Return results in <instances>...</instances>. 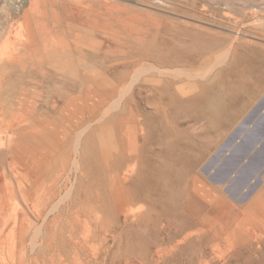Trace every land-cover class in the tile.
<instances>
[{"label": "rangeland", "instance_id": "374dc122", "mask_svg": "<svg viewBox=\"0 0 264 264\" xmlns=\"http://www.w3.org/2000/svg\"><path fill=\"white\" fill-rule=\"evenodd\" d=\"M5 1L0 0V5L5 3L0 6V43L6 37L7 47L12 49L21 46L25 39L22 33L26 30L24 26V28L21 26V32L19 30L22 13H19L20 16L9 15L7 11L10 0ZM13 1H16L15 4H23L24 10L28 9L29 0H11L10 4ZM37 8L38 12L32 15V20L35 21L32 22L39 27L41 23H47L48 28H51L50 31L65 38L69 35L85 34L95 37L99 40V44L103 39L102 35H106L111 56V70L107 75L106 86L109 85L110 89L115 86L116 97L131 100V105L137 110L142 108L158 117H162L163 114L155 110V100L150 99L152 101L150 104L145 103L146 97L153 98L150 93L151 87H157L161 82L164 84L165 81L167 83L168 80H175L174 88L179 89V86H182L184 90H188L190 85L198 86V81L195 82L196 78L192 77L181 79L173 77L178 78L176 80L172 76L160 74L157 72L158 68L149 70V66L159 65L161 69L171 70L186 69L192 66L191 58L196 51L200 53V65L203 66L210 67L213 62L220 59L228 60V63L222 65L221 75L220 73L215 75V80H210L208 85L219 81L221 96L226 101L232 96L233 89H236V83L241 81L242 84L237 83V85L241 84L237 86L239 91L241 90L237 102L240 110L237 111L232 124L213 128L203 139L208 151L203 154L201 162L191 175L200 177L210 189L221 196L224 207L230 206L236 212L234 213L233 210L232 221L224 224L219 239L208 237L200 243L196 236L197 227L187 230L191 233V237L187 239H184L185 232L171 240L164 239V230L159 222L155 223V218L160 213L163 214L162 218L166 219V223H170L173 228L179 225L180 218L168 211L172 206H179V197L176 196L181 194L178 191L179 187L175 186L171 189V193L174 194L172 196L155 193L151 195L152 199L141 198L128 206H121V209L128 210L127 220L118 221L116 215L109 210L108 205L111 206L109 193H105L104 188L101 187L105 179L96 165L93 175L87 174V160L83 163L84 167L81 163L85 173L79 172V187L76 193L61 203L58 200L61 196H56L59 192L57 183L61 185L68 183V175L71 173L68 163L72 160L78 144L75 140L78 138V133L74 131V127L62 128V140L57 144L52 155L43 156L39 151L38 143L21 139L20 152L15 158L16 167L11 169L7 164L5 173L0 171V210L7 218L4 227L2 226L4 235L2 234L1 237L0 264H264V221L258 227H252L250 223L242 221L235 225L237 212L250 214L251 211L253 212L254 199L264 200V165L256 172L255 177L241 186L231 181L233 178L231 173L225 180L215 178L220 163L226 160H223L226 152L229 154L231 150L224 148L225 143L231 139L237 128L242 125L247 128L246 119L264 103V0H38ZM86 20L93 21L97 30L85 26ZM102 26L106 27L105 34L98 30ZM230 67L236 70L238 79L225 74ZM143 68L145 71H142ZM139 69L142 75L138 77ZM130 74L136 78L132 80ZM9 83L11 82H2L3 89L0 90V148L6 147L9 134L12 133L11 135L14 136L13 131H8L9 126L1 122L3 118L14 117L16 112H20L27 114L26 116L31 119L39 117V112L46 109H39L44 105L43 103L35 110L32 108L30 101L34 100L33 90H35L32 82L16 81L15 84L12 82L14 88L9 87ZM128 84L131 88L127 87ZM120 89L122 92H119ZM176 89H170L168 96L175 97ZM247 91L252 92L246 94ZM10 105L12 107L7 109ZM186 108V112L192 110L197 112L200 105L191 103ZM262 109L264 111V106ZM182 111L184 110L181 109L179 113ZM217 112L224 113L220 110ZM120 113L124 114V110L120 109L119 113L117 111V114ZM262 117L264 113L258 114L249 121L253 126L252 130L262 129L263 124L260 123ZM139 118L143 119L142 116ZM169 119L170 123H174V117L169 115ZM202 124H204L202 121L195 125L186 122L182 127L185 129V134L193 136ZM110 125L111 122H108L106 127L110 129ZM175 138L178 137L166 136L160 142L156 141L154 147L165 149L166 144H172ZM256 141L251 139L239 145V152ZM257 143L258 141L256 145ZM175 150L172 155H168L169 159L168 157L156 159L160 170L164 164L169 163L171 172L175 168H180L181 165L176 163L178 152L197 153L195 149H187L179 144ZM257 151L259 154L256 153L249 164V168L253 170L257 169L264 156V153ZM25 158H29L31 167L35 166L34 160H41L43 170L51 166L50 163L55 162L52 175L36 176L34 170L24 168ZM62 160L64 167H58ZM66 163L68 166L65 165ZM130 165H134V161H130ZM241 171L244 173L245 169L241 168ZM61 174L63 175L59 177ZM54 183L56 187L53 188ZM52 192L55 197L51 196ZM104 196L106 201L103 199ZM261 214L264 215V208ZM144 215L149 218L148 228L145 224L147 218H143ZM202 248H204L203 252H201ZM153 252L155 255L152 256Z\"/></svg>", "mask_w": 264, "mask_h": 264}, {"label": "bare ground", "instance_id": "6f19581e", "mask_svg": "<svg viewBox=\"0 0 264 264\" xmlns=\"http://www.w3.org/2000/svg\"><path fill=\"white\" fill-rule=\"evenodd\" d=\"M4 2L6 1L4 0ZM10 2L11 0L9 1V7L7 6V13L9 12V15L12 16L22 13V20L19 18V21L21 20L19 27L24 26L26 32L23 31L24 33H22L25 39L21 43V46L8 49V38L6 37L0 43V90L3 89L2 82L10 81L11 83L14 82L13 84H15L16 81L18 83L32 82L35 89L33 90L34 100L30 101L32 103V108L35 110L43 103L44 105L39 109H46L43 112H39V117L36 116L31 119L26 116L27 114L25 113L16 112L14 117L10 116V118H3L1 120L3 125L6 123L9 126L10 129H8V131H13L14 136L11 135L12 133L9 134L6 147L0 148V171H6L7 168H5V166L7 164H9L11 169L16 167L15 158L18 157L20 152L21 139H23V141L27 139L38 143L40 153L43 156H48L54 153L57 144L62 140V128L74 127V131L78 133V138H75V140L78 141L75 142L78 144L73 153L72 160L68 163L69 166L67 163L65 164L71 172L68 175V183L61 185L59 182H55L60 186H57L59 192L56 193L53 190L56 196H61V198L58 199L59 202L62 203L63 201L64 203L65 199H70L72 194L74 195L76 193V189L79 187V172L85 173V170H82L81 163L83 165L87 160V174L90 176L91 174L93 175V169L96 165L103 179H105L101 187L104 188L105 193H109V201L111 203V206L108 205L109 210L116 215L118 221L125 222V220H127L128 210L121 209V206H128V204L141 198L148 197L152 199L151 195L155 193H163L167 194V196H172L174 194L171 193V189L176 186L179 187L178 191L181 193L176 195L179 197V206L171 207L170 205L169 207L171 208L168 211H170V214L174 213L175 216L180 218L179 225L173 228L169 225L170 223H166V219L162 218L163 214L160 213L157 214L158 217L155 218V223L156 221L157 223L159 222L164 230L163 238L171 240L175 236L185 232L184 239H187L191 237V233L187 232V230L192 227H197L196 236L200 243L205 241L208 237L219 239L224 224H229L232 221L231 214L234 208L232 209L230 206L224 207V201L221 196L219 197L215 190L210 189L200 177L197 175L192 176L191 173L201 162L203 154L208 151L207 144L203 139L211 133L213 128L232 124L231 122H234L233 119L236 118L235 115L237 111L240 110L237 102L241 90L239 91L237 86H241V81H238L241 82V84L239 83L237 85L238 82L236 83V89H233L232 96L226 101L221 96V83L219 84V81L216 83L214 82L215 84L213 85H208V82L212 79L215 80L219 73L221 75L222 65L225 62L228 63V60L220 59L213 62L210 67L203 66L200 65V53L196 51L191 58L192 66L186 69L176 68L171 70L161 69L162 67L160 68L159 65L149 66V70L150 68H158L159 70H157V72L162 75L172 76V78L179 77L180 79L183 77H192L196 78L195 82L198 81V86L190 85L188 90H184L183 87L178 84L180 88H174L175 86L173 87V85H176L174 84L175 80H168L167 83H165V81L164 84L161 82L159 86L151 87L150 93H152L153 98L147 99L146 97L145 103L147 102L150 104L152 102L151 100H155V110L163 114L162 117H158L148 111H144L142 108L137 110L136 107L131 105V100L116 97L115 86L111 89L109 85L106 86L107 75L111 70V56L106 35H102L103 39L100 41V45L98 44L99 40H96L95 37H89L85 34L69 35L65 38L56 34V32L53 33L50 31L51 28H48L47 23H41V27H39V25H35L34 22H32L35 21L34 19L32 20L33 13L38 12V0H29V6L26 10L22 8L23 4H21V1V5L15 4L16 1H13L11 4ZM4 4L1 5L3 6ZM92 24L93 21L86 20L84 25L97 30L94 24ZM22 27L19 29L20 32ZM105 28V26H102L98 30L105 34L107 32ZM140 69L138 70V77L142 71H145L143 68L140 73ZM134 70L136 71V69ZM219 70L221 71L219 72ZM134 73L136 74V72ZM213 74L214 76H212ZM225 74L233 76V78L238 76L236 70L231 67ZM131 78L133 80V78L136 77H132L131 75ZM236 78L238 79V77ZM11 83H9V87L14 88L15 86ZM129 84H131L130 81ZM129 84L127 87L131 88ZM170 89H176L175 97H172V95L168 96ZM119 92H122L121 89ZM222 92L224 93L225 91ZM250 92L247 91L246 94ZM225 96L227 97L228 95ZM139 99L141 100V98ZM191 103L192 105L193 103L200 105L197 112L193 110L192 112H186V107L190 106ZM243 105L245 104L243 103ZM8 107H12V105L7 106V109ZM180 108L184 110L181 113H179V111H181ZM120 109L124 110V114H117V111L119 113ZM219 110L224 113H218L217 111ZM169 115L174 117V123H170ZM140 116H142L143 119H140ZM200 121L205 125L202 124L198 132L193 134V136L184 133L185 129L182 127L183 124L192 122L193 125H195ZM108 122H111L110 129L106 127ZM260 123L264 124V117L260 119ZM260 129L261 128H255L249 131L244 136L243 143L251 139L257 140ZM171 134L178 137L173 140L172 144H166L165 149H156L154 147L156 141L160 142L166 138V136H172ZM232 137H234V134ZM151 138L156 140L151 141ZM178 144L187 149H195L197 153L189 154L187 151L178 152L176 163L181 165L180 168H175L171 172L169 163L168 165L164 164L163 168L160 170V166L157 165L156 159L159 157H168L169 159L168 155H172V152L176 151L175 149ZM262 146L263 147L260 148L259 151L264 153V143ZM233 151L234 154L236 152L238 154L239 145L235 146ZM149 153H151L150 156ZM256 153L259 154L258 151ZM86 155H88V157ZM253 158L254 156L251 161ZM130 161H134V165H130ZM34 162L35 166L31 167L29 158H25L23 161L24 168L27 170H34L35 175L38 177L43 175L49 177V175H52V167L55 162H52V164L50 163L51 166L44 170L41 167V160H34ZM61 162L62 163L58 164V167H64L63 160ZM230 164L231 159H226L222 163L221 169L216 170L215 178H224L226 170L230 168ZM249 164L250 162L243 167V169H245L244 173L238 170V175L235 180L238 186L244 185L247 177L255 171L253 168H249ZM62 175L63 174L59 177ZM55 183L53 188L56 185ZM4 187L3 185V188ZM52 193H50L51 196L55 197L54 193ZM103 199L106 201V196H104ZM50 202L54 203L56 201ZM58 208L56 210H58ZM263 208L264 200L254 199L253 212L251 211L250 214L237 212L235 225L242 221L250 223L252 227H258V225L264 221V215L261 214ZM74 210H76V208ZM235 212L234 210V213ZM67 214L70 215L68 212ZM55 216L59 218L56 214ZM121 216L123 219H121ZM143 218H147V216L145 217L144 215ZM77 220L79 221L78 218ZM148 221L149 218H147L145 222L147 228ZM0 222L1 245V237L4 233L2 226L7 222L6 215L1 210ZM115 225L117 224L115 223ZM71 228H73V226ZM68 240L71 241L70 239ZM203 250L204 248L201 249V252H203ZM75 251L78 252L77 250ZM153 254L155 255V252L151 253L152 256Z\"/></svg>", "mask_w": 264, "mask_h": 264}, {"label": "water", "instance_id": "95a60500", "mask_svg": "<svg viewBox=\"0 0 264 264\" xmlns=\"http://www.w3.org/2000/svg\"><path fill=\"white\" fill-rule=\"evenodd\" d=\"M264 106V103H262L260 106H259V109L257 110H254L252 112V114L249 115V117L246 119V123H248L247 125V128H245L246 126L242 125L241 127L237 128L234 132V137H231V139H228V141L225 143L224 145V148L228 149L230 148L231 151L227 152L226 154V157L223 159H231V164H230V168H228V170H226V173H225V177L223 178V180L226 179V177H228V175L233 174V178H232V182H234L237 178V173H238V170H241V168H243L245 165H247L253 156H255L257 150H260V148L262 147V144L264 143V124L262 126V129L259 130V133H258V138H257V141H259V143H257L256 145V142L253 143V144H250L249 146H246L244 148V150L242 152H239L237 154V152L234 154V147L235 146H238L240 144L243 143V138L244 136L252 130L253 126L252 124L249 123L250 120H253V118L255 116H257L258 114H262L264 113L262 107ZM261 108V109H260ZM250 126V128H248ZM222 163L223 161L220 163L219 167L217 170H220L221 167H222ZM260 165V166H259ZM259 165L257 167V169L252 172L250 174L249 177H247L246 181L244 182L245 184L251 180L250 178H252V176L254 177L256 175V172L264 165V156L261 158L260 162H259Z\"/></svg>", "mask_w": 264, "mask_h": 264}]
</instances>
